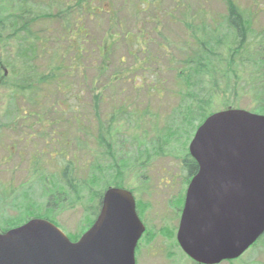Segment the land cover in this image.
<instances>
[{
	"label": "rangeland",
	"instance_id": "rangeland-1",
	"mask_svg": "<svg viewBox=\"0 0 264 264\" xmlns=\"http://www.w3.org/2000/svg\"><path fill=\"white\" fill-rule=\"evenodd\" d=\"M50 1L40 4L48 5ZM56 1L62 6L70 2ZM227 1L99 0L93 2L95 9L111 14L83 15V28L90 34L89 40H93V44L100 45L110 41V36L114 37L110 67L112 73L118 71L124 76L118 82L117 96L106 92L104 103L107 105L100 113L105 121L106 116L122 109L113 128L115 157L103 156L102 150L93 145V140L86 150L88 135L78 140L75 135L70 136L82 159L81 179L87 183L94 181L91 186L86 184L82 191L85 204L73 205L76 199L71 198L47 212L50 211L46 203L50 192L60 187L57 179L60 162L55 156L56 151L51 149L58 136H52V146L48 147L45 138L50 136L51 124H36L35 116L39 110H33L25 100L14 105L9 91L0 93V233L9 225L19 224L20 220L27 219L20 225L23 226L33 219L29 217L44 215L50 216L53 224L72 239L84 231L86 217L91 216L85 207L93 202L92 193H105L118 183L133 194L137 214L147 227L136 251L137 264H194L184 255L176 238L189 186L182 160L209 114L231 109L259 115L256 110L264 101V90L260 88L263 78L259 77L264 68L256 67L254 54L260 49L258 42L264 32V0H230L244 11L252 27V34L247 36L248 44L252 43V54L246 56L244 64L237 62L232 73H228L226 63L231 44V35L225 30ZM59 9L53 7L52 11ZM110 19L120 23L117 31L109 27L110 23L114 24ZM204 24L215 32L214 37L220 43L216 44V49L222 59L219 63L213 61L211 74L200 73L187 85L183 77L185 61L198 49L186 26H191L202 38ZM58 27V23L43 21L37 28L57 30ZM9 41L0 52L6 60L16 54V45ZM90 49L96 50V47L92 45ZM97 52L93 54L96 63L92 64L99 66L101 59ZM87 63L86 60L84 64ZM92 76L86 74L87 82ZM97 86L92 88L95 90ZM53 91L52 87L51 91L42 93L40 96L46 94V99L39 100V105L63 106V97ZM80 96L88 106L90 95L81 93ZM32 98L34 95L29 97ZM14 108L21 110V114L15 115ZM24 111L28 112L26 116ZM33 112L34 116L31 115ZM52 115L47 114V119L55 118ZM106 126L101 125L102 132L106 131ZM66 130L70 131L68 128L63 131ZM88 150L96 157L86 158L84 154ZM43 152L45 155L41 154ZM38 157L39 165L36 164ZM222 264H264V241H258L238 260Z\"/></svg>",
	"mask_w": 264,
	"mask_h": 264
},
{
	"label": "trees",
	"instance_id": "trees-1",
	"mask_svg": "<svg viewBox=\"0 0 264 264\" xmlns=\"http://www.w3.org/2000/svg\"><path fill=\"white\" fill-rule=\"evenodd\" d=\"M95 1L99 0H70L62 6L59 4L60 2L57 4L56 0H51L48 5L40 4V2H46V0H0V52L5 50L3 47L6 46L8 40L11 44L16 45V54L13 57L6 60L5 56L0 53V93L5 90L9 91L12 95L11 102L14 105L19 100H25L32 106L33 110L34 108L39 110L35 116L36 124L38 126L43 125L44 122L51 124L50 136L45 138L48 147L52 146V136H58V141L51 149L56 151L55 156L60 162L61 170H59L57 177L60 187L56 191L50 192L46 201L47 208L50 211L47 212H52L54 207L59 208L67 199L70 200L71 198L76 199L73 205L82 202L85 204L86 198L82 191L86 189V184L91 186L93 184L91 182H94L87 183L80 177L83 163L72 139H70L71 135H75L76 140L83 138V135H88L89 142L86 150L87 147L92 145L91 140H93V145L102 150L103 156H106V158L115 157L113 128L115 127L116 117L122 113V109L119 110V113L116 112L106 116L105 121H103L104 118L100 116V113L102 107L107 105L104 103L106 92L108 91L110 96L112 93V95H116L118 82L122 81L124 76L120 75L118 71L112 73L110 67L114 37L110 36V41H104L100 45H96L93 44V40H89L90 34H86L83 28L84 14L89 16H98L100 13L111 14V12L103 9H95L93 4ZM226 6L228 16L225 20V30L231 35V44L228 47L229 57L226 59V63L228 73H232V68L237 65V62L244 64L246 56L252 54V43L248 44L247 42V36L252 34V27L250 20L245 18L244 11L232 1H227ZM53 7H60V9L52 11ZM110 20H113L114 24L112 26L110 23L109 27H113L117 31L116 29L120 26V23L117 24L115 19ZM43 21L58 23L61 28L58 27V32L56 29L37 28ZM186 27L191 32V39L198 49L193 57L185 61L186 69L183 77L188 85L189 81L195 79L200 73L207 72L211 74L213 61L219 63L222 58L216 49V44L220 43L214 37L215 32L205 27L204 24L201 29L203 37L200 38L191 26L187 25ZM64 42L68 44L64 45ZM259 42L260 49L258 48L259 50L254 54L256 56L255 65L260 70L264 68V32ZM92 45L98 50L97 55L101 59L99 66L92 64L96 63L93 61L95 59L93 54L96 50L90 49ZM86 60L87 65L84 64ZM143 62L146 65V61L143 60ZM263 71L261 70V74H259V77L262 76L263 78L260 84L261 91L264 90ZM109 72L111 73L108 74ZM86 74L93 75L90 82H87ZM100 82H102V85H100ZM45 86L48 87L43 88ZM95 86L97 87L94 90L92 87ZM52 87L57 95L63 97L64 104L63 106L53 104L51 108L45 105H42V107L38 102L39 100H45L46 94L40 95L49 90L51 91ZM81 93L90 95L88 106L83 103ZM33 95L34 98L29 99ZM106 101L110 102V99L107 98ZM262 104V107L256 110L259 115H264V101ZM110 105L108 106L112 108ZM14 109L15 115L21 114V110ZM49 113L55 117L51 121L47 119ZM27 114V111L23 112V115L26 116ZM31 115L34 116V112ZM43 117L47 120H41ZM207 117V115L204 116L205 119ZM102 124L107 125L105 132L101 130ZM67 128L70 131H63ZM93 135L95 137L92 139ZM41 154H44V152ZM52 155L54 156L53 152ZM84 155L88 159L96 157L91 150H88L87 154ZM69 156L71 157L70 160H68ZM39 157L36 160L38 165L40 163ZM182 166L189 184L193 177L197 175L199 167L189 153L182 160ZM43 168V170H47L45 167ZM112 187L124 188L118 183ZM103 195V191L92 193L93 202L85 207L86 212H89L92 217H86L84 231L82 230V233L72 236V239L70 237L71 241H77L87 228L89 229L96 221L101 211ZM30 218L44 219L53 223L50 216L35 215L28 219ZM22 221H18L19 224L7 226L2 230V233L19 227L27 219L24 222ZM262 241H264V236L259 240V242Z\"/></svg>",
	"mask_w": 264,
	"mask_h": 264
},
{
	"label": "water",
	"instance_id": "water-1",
	"mask_svg": "<svg viewBox=\"0 0 264 264\" xmlns=\"http://www.w3.org/2000/svg\"><path fill=\"white\" fill-rule=\"evenodd\" d=\"M189 154L199 170L177 242L197 264L238 260L264 236V116L231 109L210 115ZM145 232L133 194L109 188L77 242L53 223L32 219L0 234V264H136Z\"/></svg>",
	"mask_w": 264,
	"mask_h": 264
},
{
	"label": "flooded vegetation",
	"instance_id": "flooded-vegetation-1",
	"mask_svg": "<svg viewBox=\"0 0 264 264\" xmlns=\"http://www.w3.org/2000/svg\"><path fill=\"white\" fill-rule=\"evenodd\" d=\"M143 44H145V42L143 41ZM142 219H143V217H142ZM146 226V225H145ZM146 229H147V227H146ZM188 258V257H187ZM189 259V258H188ZM189 260H191V259H189ZM191 262H193L194 264H197V263H195L194 261H192L191 260Z\"/></svg>",
	"mask_w": 264,
	"mask_h": 264
}]
</instances>
